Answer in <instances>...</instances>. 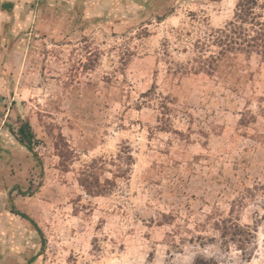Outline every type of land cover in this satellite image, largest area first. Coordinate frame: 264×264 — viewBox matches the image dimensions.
I'll return each instance as SVG.
<instances>
[{"label":"rangeland","instance_id":"1","mask_svg":"<svg viewBox=\"0 0 264 264\" xmlns=\"http://www.w3.org/2000/svg\"><path fill=\"white\" fill-rule=\"evenodd\" d=\"M18 1L10 31L0 0V264H264V57L198 71L239 0Z\"/></svg>","mask_w":264,"mask_h":264},{"label":"trees","instance_id":"2","mask_svg":"<svg viewBox=\"0 0 264 264\" xmlns=\"http://www.w3.org/2000/svg\"><path fill=\"white\" fill-rule=\"evenodd\" d=\"M258 6L256 0H239L237 5V13L235 20L230 22L225 29L216 30L209 34L208 37L212 42L220 48L218 56L199 57L200 72H211L219 57H222L227 51L234 50L237 52L257 53L264 57V21L260 20L261 16L255 14V8ZM248 25V28L245 26ZM250 33V34H249ZM209 39V40H210ZM199 48L207 47L205 43L197 41ZM202 51H199L201 53ZM19 141L25 148L31 151V144L34 141V135L28 123H23L17 129ZM21 218L33 224L38 232L39 228L34 222L24 214H20ZM223 236H229L231 241H236L240 247L245 246L252 238L249 228H241L233 223H223L221 229ZM236 239V240H234ZM43 242V238L41 239ZM245 251V250H243ZM193 264H217L215 261H208L197 258Z\"/></svg>","mask_w":264,"mask_h":264},{"label":"crops","instance_id":"3","mask_svg":"<svg viewBox=\"0 0 264 264\" xmlns=\"http://www.w3.org/2000/svg\"><path fill=\"white\" fill-rule=\"evenodd\" d=\"M6 1H10V2H14L15 3V9H14V12L12 13V16L10 18V24L8 26V30L10 31H14V29H16V26L21 24L22 21H28L27 19L24 20L25 18L23 16H21V14L19 13V6H20V3L18 0H6ZM3 14L0 12V31L3 30V27H4V24L1 22L3 21L4 19L2 18ZM0 82L1 83H4V80L1 78L0 79Z\"/></svg>","mask_w":264,"mask_h":264}]
</instances>
